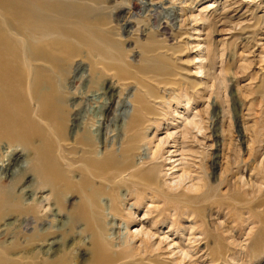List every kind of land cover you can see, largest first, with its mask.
<instances>
[{"label":"bare ground","instance_id":"obj_1","mask_svg":"<svg viewBox=\"0 0 264 264\" xmlns=\"http://www.w3.org/2000/svg\"><path fill=\"white\" fill-rule=\"evenodd\" d=\"M106 8L104 0H0V264H149L152 235L136 230L116 243L114 221L128 229L130 206L147 192L179 218L210 191L205 181L193 195L177 190L179 181L160 182L159 159L171 158L163 156L168 138L176 146L211 141L207 147L216 149V132L206 136L192 116L183 119L180 139L167 132L149 147L148 133L167 111H151L145 84L173 89L179 82L171 64L179 59H170L169 47L126 45L130 21L112 23ZM187 80L186 105L198 88ZM160 97L153 102L163 103ZM111 119L120 123L111 128ZM196 152L201 162L206 151ZM209 154L216 167L218 153ZM139 233L143 244L134 246ZM207 234L216 233L209 227Z\"/></svg>","mask_w":264,"mask_h":264},{"label":"rangeland","instance_id":"obj_2","mask_svg":"<svg viewBox=\"0 0 264 264\" xmlns=\"http://www.w3.org/2000/svg\"><path fill=\"white\" fill-rule=\"evenodd\" d=\"M104 3L112 23L130 21L126 28L133 33L126 45L135 42L161 51L169 47L174 50L170 59H179L173 64L167 61L171 69L184 76L181 80L171 71L179 82L173 89L163 91L153 80L145 84L151 95L148 98L151 111H167L159 128L150 129L149 147L153 148L167 132H176L174 136L180 139L183 119L192 116L201 120L206 136L216 132L213 141L217 144L216 149L207 147L211 141L204 142L206 146L198 147L192 141L176 146L172 137L168 138L164 150L174 151L171 154L164 151L163 156H171L170 159H159L160 182L179 181L175 185L177 190L188 195L199 193L204 189L203 183H210L208 195L192 204L194 213L184 211L178 218L172 208L166 209L168 204L163 198L147 192L140 205L130 206L135 221L128 224V229L124 220L114 221L117 227L112 228L114 241L120 244L136 230L151 234L149 264H264V0H104ZM125 33L122 31V35ZM139 53L138 50L137 61ZM149 66L159 65L153 62ZM187 79L198 83L195 85L198 88L186 105L183 91H189L188 94L191 91L186 87ZM157 96L163 97V103L153 102ZM130 108L128 103L127 109ZM210 118L214 119L211 124ZM119 123L118 119H111L109 125L112 128ZM201 149L206 152L200 162L196 151ZM213 152L219 155L216 167L211 166L209 158ZM191 183L196 190L189 189ZM67 201L69 208L70 203H76V195ZM133 201L134 198L128 199L125 207ZM209 227L215 231V237L205 235ZM86 233L82 238L87 241ZM142 239L139 233L132 244L141 246ZM219 247L221 253L216 255Z\"/></svg>","mask_w":264,"mask_h":264}]
</instances>
